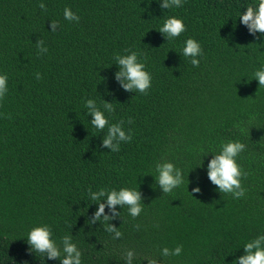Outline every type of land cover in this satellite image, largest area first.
Segmentation results:
<instances>
[{
    "label": "trees",
    "instance_id": "trees-1",
    "mask_svg": "<svg viewBox=\"0 0 264 264\" xmlns=\"http://www.w3.org/2000/svg\"><path fill=\"white\" fill-rule=\"evenodd\" d=\"M253 3L186 0L166 10L158 0H0V75L8 76L0 100V264H60L30 252L27 234L44 224L57 243L73 237L82 264H126V250L134 251L132 264H148L146 257L233 264L246 242L264 235V88L253 80L264 65V36L239 20ZM65 7L78 24L64 19ZM169 16L186 26L170 42L158 32ZM40 38L47 53L35 46ZM188 38L202 47L199 67L181 53ZM125 49L139 53L151 74L147 95L115 79L114 57ZM88 99L101 110L103 100L113 103L106 118L131 130L119 152L103 147L107 128L90 124ZM227 141L246 145L237 157L248 173L239 200L207 175ZM163 161L182 169L185 181L169 194L155 184V164ZM124 187L141 192L143 211L133 219L118 205L121 215L110 223L123 237L113 240L103 221L88 223L98 207L88 189ZM178 245L180 256H161Z\"/></svg>",
    "mask_w": 264,
    "mask_h": 264
},
{
    "label": "clouds",
    "instance_id": "clouds-1",
    "mask_svg": "<svg viewBox=\"0 0 264 264\" xmlns=\"http://www.w3.org/2000/svg\"><path fill=\"white\" fill-rule=\"evenodd\" d=\"M186 0H158L161 9L170 10L173 8L183 7ZM38 7L47 11V6L43 3ZM246 11L240 13V22L248 28L251 35L256 36L257 33L264 36V0H254L253 4H249L245 8ZM64 19L69 22L79 23L80 17L74 13L69 7L64 8ZM58 21H51V32H56L59 27ZM186 31V26L181 18L169 16L163 20L162 26L158 32L163 34L166 41H173L180 37ZM260 37H257L259 39ZM42 38L37 40L36 48L39 54L47 53L48 49L43 46ZM126 55L116 54L114 59L118 71L115 73V79L120 86L128 92H139L143 95L148 94L151 88V74L145 70L146 65L140 61V54L130 49H125ZM185 58L190 59L193 67H199L200 59L203 55L201 45L193 38H188L184 42L181 50ZM40 73H36V79L40 80ZM253 80L259 82V88H264V65L253 73ZM7 74L0 75V100H3L8 91ZM134 98V97H133ZM85 108L88 110L87 115L92 119L90 124L100 132L107 128L106 134L103 136V147L111 148L112 153L120 151L121 143H130L132 133L129 129L126 133L124 130L125 121L121 119L118 123H110L105 116V112L112 114L115 112L113 103L103 100V110L97 106L95 100L88 99L85 102ZM7 119H11L9 114ZM127 123H133L129 118ZM240 127V125H236ZM246 150V145L239 141L221 142L218 154L212 155V159L207 165V175L211 183L217 186L220 193L230 194L233 199L239 200L246 196V189L242 186L241 180L246 179L247 172H244L237 163V157ZM155 184L162 190L163 194H169L174 189L184 184V176L182 169L176 167L172 162L163 161L155 164ZM194 193H199L200 188L193 189ZM190 194V193H189ZM88 195L91 201L98 205L97 210L88 220L89 224H96L103 221L105 231L113 234L112 239H120L123 233L113 226L110 221L120 217V208L127 207L128 214L135 219L143 211L142 195L137 189L127 187L116 189L100 188L93 192L88 189ZM191 195V194H190ZM192 196V195H191ZM109 209V213L105 214V208ZM139 225H137V228ZM53 233L49 225L44 224L35 226L30 229L27 234V243L30 252L43 254L49 260H59L60 264H82V252L73 242L71 235H64L59 243L52 238ZM244 254L233 261V264H264V235H258L244 244ZM183 246L178 245L170 250L165 247L161 250L162 257L180 256ZM134 257L133 250H126L124 258L126 264H132ZM148 264H158L155 258L146 257Z\"/></svg>",
    "mask_w": 264,
    "mask_h": 264
}]
</instances>
